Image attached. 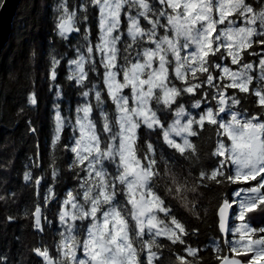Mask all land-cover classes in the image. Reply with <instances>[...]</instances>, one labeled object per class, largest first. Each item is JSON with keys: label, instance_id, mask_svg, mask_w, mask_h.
I'll list each match as a JSON object with an SVG mask.
<instances>
[{"label": "snow or ice", "instance_id": "obj_1", "mask_svg": "<svg viewBox=\"0 0 264 264\" xmlns=\"http://www.w3.org/2000/svg\"><path fill=\"white\" fill-rule=\"evenodd\" d=\"M54 12L66 51L49 53V88L64 95L66 64L83 102L74 115L54 106L50 173L33 174L38 145L25 164L31 228L45 233L53 212L63 229L29 249L39 264H208L206 251L213 264H264V225L253 226L264 216V0H58ZM27 104L38 105L34 87ZM61 149L76 182L62 200ZM193 220L223 235L201 249ZM0 264L23 260L0 252Z\"/></svg>", "mask_w": 264, "mask_h": 264}, {"label": "trees", "instance_id": "obj_2", "mask_svg": "<svg viewBox=\"0 0 264 264\" xmlns=\"http://www.w3.org/2000/svg\"><path fill=\"white\" fill-rule=\"evenodd\" d=\"M57 2L58 0H20L11 21L7 42L0 52V193L4 190L16 193L14 199L0 203V252L7 253L10 259L17 262L22 258L23 264H39V258L29 251L33 245L39 246L42 239L48 244L54 238L58 239L55 237L58 227L53 212L48 213L53 226L43 234H37L31 228L30 219L24 216L25 207L31 208L35 200L33 187L23 180L25 164L31 163L29 158L33 157L38 145L42 159L40 168L32 169L33 174L40 175L41 171L50 173L51 139L55 127L54 106L59 104L64 115H74L77 104L83 102L76 86L64 81L67 75L66 64L60 68L64 95L58 100L55 90L49 88L46 75L49 53L58 55L66 51V46L54 32V7ZM94 15L96 19L93 20L92 28L98 37V13ZM33 50L36 52L35 61L31 59ZM91 75L95 76V73ZM33 87L38 94V105L35 107L27 104V94ZM245 104L254 110L255 106L251 101H246ZM21 108L23 114L18 116ZM30 121L38 130L36 133L28 131ZM69 134L68 130L62 133V140ZM57 155L60 159L55 163L61 175L54 190L62 200L64 194L76 186V182L67 167L70 154L61 149ZM42 185L41 191L52 186L50 174L46 181H42ZM207 199H211V195ZM48 207L54 209L59 205L51 204ZM8 214L15 215L17 219L6 221ZM193 223L201 229L198 237L201 249L211 246L213 238L219 240L220 235H223H217L214 229L199 221L193 220ZM259 225H264V216L253 220V226ZM205 259L208 264H213L207 251Z\"/></svg>", "mask_w": 264, "mask_h": 264}, {"label": "water", "instance_id": "obj_3", "mask_svg": "<svg viewBox=\"0 0 264 264\" xmlns=\"http://www.w3.org/2000/svg\"><path fill=\"white\" fill-rule=\"evenodd\" d=\"M19 2L20 0H6V2L1 0L0 2L4 4V7L0 8V52L7 42L11 30V21Z\"/></svg>", "mask_w": 264, "mask_h": 264}, {"label": "rangeland", "instance_id": "obj_4", "mask_svg": "<svg viewBox=\"0 0 264 264\" xmlns=\"http://www.w3.org/2000/svg\"><path fill=\"white\" fill-rule=\"evenodd\" d=\"M238 23H240L239 21H238ZM98 35H99V33H98ZM228 63L230 64V60L228 61ZM232 68H233V70H235L236 69V66H231ZM57 220V227H58V230L59 231H63V229L60 227V225H59V222H58V219H56ZM235 223H240L239 221H236Z\"/></svg>", "mask_w": 264, "mask_h": 264}]
</instances>
